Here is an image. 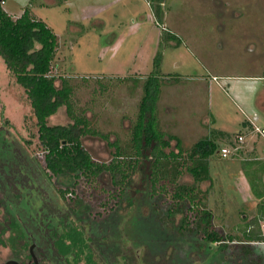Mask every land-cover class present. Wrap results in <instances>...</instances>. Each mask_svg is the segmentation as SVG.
I'll return each mask as SVG.
<instances>
[{
    "label": "rangeland",
    "instance_id": "rangeland-1",
    "mask_svg": "<svg viewBox=\"0 0 264 264\" xmlns=\"http://www.w3.org/2000/svg\"><path fill=\"white\" fill-rule=\"evenodd\" d=\"M0 1L14 18L28 7L58 37L51 74L58 87L66 79L72 95L49 124L81 118L90 130L82 137L85 149L98 164L121 172L115 182L112 169L78 176L47 170L26 89L0 55V204L11 214L12 232L1 255L27 257L18 248L23 239L36 243L37 251L43 245L49 264H71L52 242L68 223L89 236L86 251L99 264H264V242L252 253L238 240L248 221L261 216L264 201L258 194L264 163L249 161L260 145L264 152V136H251L246 125L248 119L264 125L260 111L253 112L264 84V0ZM159 52L158 120L165 139L180 136L190 149L223 128L229 137L217 143L230 147L231 155L222 157L219 148L210 157V178L196 182L184 153L176 183L167 180L169 165L168 178L157 177L154 190L152 167L131 144L143 83ZM170 142L164 152L173 160L170 153L178 148ZM125 150L128 155H119ZM176 184L194 187L195 198L179 202ZM203 210L211 213L209 231L225 240H209L199 219ZM260 224L264 232V218ZM87 260L80 264H92Z\"/></svg>",
    "mask_w": 264,
    "mask_h": 264
},
{
    "label": "trees",
    "instance_id": "trees-1",
    "mask_svg": "<svg viewBox=\"0 0 264 264\" xmlns=\"http://www.w3.org/2000/svg\"><path fill=\"white\" fill-rule=\"evenodd\" d=\"M160 7V5L156 6L155 11L160 12ZM170 37L173 38L175 35L171 34ZM177 42L176 46L181 43V40ZM58 44V37L54 30L43 19L34 17L28 7L19 17L14 18L2 7L0 1V55L17 82L26 89L37 118L39 139L47 152L46 168L58 176H78L80 173L98 175L106 169H112L111 171L115 173L114 180L118 182L120 170H114L113 166L110 167L106 164H98L85 149L82 137L90 130L82 123L84 120L77 118L76 122L66 125H50L48 122L49 118L54 116L62 106L69 107L71 104V85L66 79H63L62 86L58 87L55 76L51 74L52 62ZM161 63L162 53L159 52L155 58L154 72L143 83L144 95L133 128L131 144L138 158L143 157L149 161L152 167L151 174H154V176H150L149 180L154 190H156L157 177L163 176L167 179L166 174L170 170L173 171V175L167 180H171L173 184L176 183L179 173L178 166L181 165L178 158L184 153H187L186 159L190 161L187 170L194 176L195 181L202 182L209 179L210 157L220 148L217 143L218 137H229L226 132L214 129L213 131L218 137L201 138L190 149H184L180 136L170 134L168 139H165L158 120V104L162 92L159 75ZM172 139L176 140L178 148V152L170 153L173 160L169 159V156L164 152V147L169 146ZM120 153L122 154L119 155H128L126 150ZM169 165H172L170 170H168ZM157 166H159L158 169H156ZM176 186L175 196L179 202L185 200L187 195L192 199L195 198V195L191 194L194 187H188L186 184H176ZM258 194L263 197L264 191H259ZM258 205L261 216L251 218L243 228L242 238H238L245 250L252 253L255 243L264 242V232L260 224L263 219L262 215H264V201ZM210 216L209 211L203 210L199 217L205 222L203 229L207 233V237L211 241L225 240L226 236H222L216 231H209L208 227L212 224ZM79 231L75 227L62 234L59 239L62 243L61 251L64 254L72 252L76 261L80 252L86 251L89 246L88 239L83 237ZM230 238L234 240L233 236ZM89 262L99 264L92 255L89 256Z\"/></svg>",
    "mask_w": 264,
    "mask_h": 264
},
{
    "label": "flooded vegetation",
    "instance_id": "flooded-vegetation-1",
    "mask_svg": "<svg viewBox=\"0 0 264 264\" xmlns=\"http://www.w3.org/2000/svg\"><path fill=\"white\" fill-rule=\"evenodd\" d=\"M55 176H58V175H55ZM62 191H63V193H66V190H62ZM15 195H17V194L15 193ZM60 195L61 196H59V197L63 201L64 194L63 195L60 194ZM1 211H3L5 214L3 213L4 216L2 218H0V233H1V235H0V246H2V245L4 246L7 244L6 237L12 233L10 231V227L7 226V222L9 220V217L11 216V214L7 211V209H5V206L0 204V213H1ZM73 228H75V226L69 225L68 223H65L63 226V230H65V232H68V231H70V229H73ZM78 229H79V227H78ZM65 232L62 231V234H64ZM79 232H81L83 235L82 231H79ZM60 237L61 236H59V237L56 236L55 240L52 242H54V245L56 246V249L58 250V253H60V257L62 259L67 258L71 264H80L83 261V259L88 257L87 262L90 263L89 262V256L91 255L90 254L91 251L90 252L88 251L89 253L87 251L80 252V255H79V258L77 259V261L75 259V255L72 252L64 254V252L61 251L62 243L59 240ZM83 237L88 239L89 246L87 248H88V250H90L91 245H90L89 236L84 234ZM18 242H20V245L18 247L20 249V253L22 255H24V253H25V255H27V257H25L24 259L21 258L22 259L21 260L19 258H16L15 256H11V255L10 256H4V255L0 254V264H49L46 261L47 257H46V252L44 251L43 245L39 246L38 251H37L36 250L37 244L34 243L33 241L26 242L23 239H21ZM18 242H17V244H18ZM67 242H69V241L67 240Z\"/></svg>",
    "mask_w": 264,
    "mask_h": 264
},
{
    "label": "crops",
    "instance_id": "crops-1",
    "mask_svg": "<svg viewBox=\"0 0 264 264\" xmlns=\"http://www.w3.org/2000/svg\"><path fill=\"white\" fill-rule=\"evenodd\" d=\"M254 103L256 104L255 106L257 107V109L253 110V112L255 111V112H257L259 114L258 111H260L259 115H261L264 118V112H263V110H264V84L262 85L261 91L256 95ZM248 106L251 107L250 104ZM251 111H252V109H251ZM261 116L259 118L260 120H262ZM248 121L249 122L246 125L249 126V132L252 131V133H251L252 135L251 136H253L256 133L253 131L254 129H253V126H252V124H251L249 119H248ZM263 127H264V125H263ZM215 129L222 130L223 132L227 131V130H225L223 128H215ZM242 132L244 134V131H240V133H242ZM246 134H248V133H246ZM221 147H222V145H221ZM260 147H262V146L260 145ZM260 147L258 148L259 149L258 155L256 157L249 158V161L264 163V152H262V154L260 153ZM262 217L264 218V215H262Z\"/></svg>",
    "mask_w": 264,
    "mask_h": 264
},
{
    "label": "built area",
    "instance_id": "built-area-1",
    "mask_svg": "<svg viewBox=\"0 0 264 264\" xmlns=\"http://www.w3.org/2000/svg\"><path fill=\"white\" fill-rule=\"evenodd\" d=\"M215 78H216V77H215ZM250 122H251V124H252V126H253V129H254L253 131H254L256 134H259V135L264 136V127L261 126V125H259V124H257L254 120H251V119H250ZM238 139H239L240 142H244V141H245V136H244L243 134H240V135L238 136ZM219 154H220L222 157H224V158L229 157V156L231 155V148L228 147V146H222V147L220 148V150H219Z\"/></svg>",
    "mask_w": 264,
    "mask_h": 264
}]
</instances>
